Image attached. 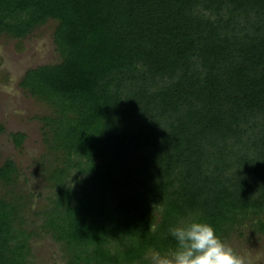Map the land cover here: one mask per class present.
Returning a JSON list of instances; mask_svg holds the SVG:
<instances>
[{
	"label": "trees",
	"instance_id": "1",
	"mask_svg": "<svg viewBox=\"0 0 264 264\" xmlns=\"http://www.w3.org/2000/svg\"><path fill=\"white\" fill-rule=\"evenodd\" d=\"M48 19L61 60L19 84L53 109L50 192L30 219L0 165V264H37L40 234L66 264H148L193 218L264 227V0H0V34Z\"/></svg>",
	"mask_w": 264,
	"mask_h": 264
},
{
	"label": "rangeland",
	"instance_id": "2",
	"mask_svg": "<svg viewBox=\"0 0 264 264\" xmlns=\"http://www.w3.org/2000/svg\"><path fill=\"white\" fill-rule=\"evenodd\" d=\"M57 21L48 19L22 38L0 34V165L12 160L17 171L14 190L31 196L27 211L30 219L46 204L50 192L42 169L49 161L43 141L47 131L43 117L53 114V109L41 99L31 96L20 86L28 69L55 64L61 57L53 42ZM22 133L20 145H15L11 134ZM4 188L0 185V195ZM258 221H247L229 233L224 241L241 257L242 264H264V227ZM262 223L264 224V215ZM32 259L37 264H66L60 246L48 235L40 234L30 240ZM152 262V253L148 256Z\"/></svg>",
	"mask_w": 264,
	"mask_h": 264
},
{
	"label": "clouds",
	"instance_id": "3",
	"mask_svg": "<svg viewBox=\"0 0 264 264\" xmlns=\"http://www.w3.org/2000/svg\"><path fill=\"white\" fill-rule=\"evenodd\" d=\"M156 224L149 225L155 231ZM175 245L165 252H152L153 264H242L241 257L217 234L207 221L192 220L171 226Z\"/></svg>",
	"mask_w": 264,
	"mask_h": 264
}]
</instances>
